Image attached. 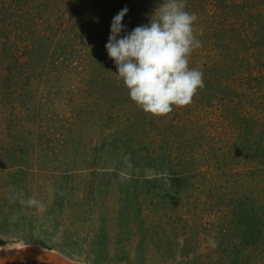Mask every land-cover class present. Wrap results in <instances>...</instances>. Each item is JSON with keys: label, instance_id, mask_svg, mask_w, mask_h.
Listing matches in <instances>:
<instances>
[{"label": "rangeland", "instance_id": "374dc122", "mask_svg": "<svg viewBox=\"0 0 264 264\" xmlns=\"http://www.w3.org/2000/svg\"><path fill=\"white\" fill-rule=\"evenodd\" d=\"M161 2L0 0V247L264 264V0H183L204 87L155 116L105 45L118 12L131 31Z\"/></svg>", "mask_w": 264, "mask_h": 264}, {"label": "clouds", "instance_id": "9594fccd", "mask_svg": "<svg viewBox=\"0 0 264 264\" xmlns=\"http://www.w3.org/2000/svg\"><path fill=\"white\" fill-rule=\"evenodd\" d=\"M127 12L125 7L113 17L105 45L116 66L117 81L123 82L130 99L146 113L164 116L173 106L189 105L204 87L203 71L190 68L188 59L201 46L193 28L197 16L185 10L183 0H162L150 23L128 31L122 23ZM20 202L43 208L34 196Z\"/></svg>", "mask_w": 264, "mask_h": 264}, {"label": "water", "instance_id": "95a60500", "mask_svg": "<svg viewBox=\"0 0 264 264\" xmlns=\"http://www.w3.org/2000/svg\"><path fill=\"white\" fill-rule=\"evenodd\" d=\"M1 248V247H0ZM84 264L39 244H23L18 248L0 250V264Z\"/></svg>", "mask_w": 264, "mask_h": 264}, {"label": "bare ground", "instance_id": "6f19581e", "mask_svg": "<svg viewBox=\"0 0 264 264\" xmlns=\"http://www.w3.org/2000/svg\"><path fill=\"white\" fill-rule=\"evenodd\" d=\"M17 98V97H16ZM28 177V176H27ZM30 177V176H29ZM1 180V179H0ZM20 247L19 245L17 244H13V245H10V246H6V247H1L0 250H8V249H14V248H18Z\"/></svg>", "mask_w": 264, "mask_h": 264}]
</instances>
